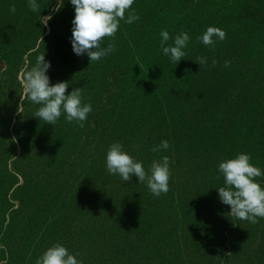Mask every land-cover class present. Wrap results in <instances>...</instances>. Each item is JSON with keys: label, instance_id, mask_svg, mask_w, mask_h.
<instances>
[{"label": "rangeland", "instance_id": "rangeland-1", "mask_svg": "<svg viewBox=\"0 0 264 264\" xmlns=\"http://www.w3.org/2000/svg\"><path fill=\"white\" fill-rule=\"evenodd\" d=\"M37 3L0 0V264H36L57 243L83 264H264V218L230 217L218 193L222 162L249 154L264 171V0H135L139 19L121 20L101 45L115 50L93 62L73 51L70 0ZM208 27L227 33L214 50L198 41ZM165 30V46L190 36L179 63ZM41 54L50 83L91 104L83 128L34 117L23 83ZM117 142L146 171L169 157L166 195L107 172Z\"/></svg>", "mask_w": 264, "mask_h": 264}, {"label": "clouds", "instance_id": "clouds-1", "mask_svg": "<svg viewBox=\"0 0 264 264\" xmlns=\"http://www.w3.org/2000/svg\"><path fill=\"white\" fill-rule=\"evenodd\" d=\"M75 8V18L72 21L71 43L76 55L87 54L90 61H99L110 55L115 50V45L109 43L107 47H101L105 38L115 37L120 21L131 24L139 19L132 10L135 0H70ZM64 6V0H58L53 12H59ZM29 8L33 12L40 11L37 0H29ZM10 11L15 13V5L10 6ZM128 12L127 19L125 13ZM52 15L40 18V23L48 27ZM162 39L160 47L165 56L173 63H179L186 55L183 50L188 46L190 36L182 32L174 39V46H165L170 39L168 31L160 33ZM227 38L226 31L218 27H208L206 32L198 37V41L205 46L215 49L217 41ZM43 39V37H42ZM194 62L207 65V57H198ZM218 61L213 59L211 67H216ZM231 62L225 61L224 67H230ZM50 62L41 54L36 58L35 65L25 73L24 92L33 104L40 105L34 113V117L44 121L45 124L55 125L62 113L69 123L76 122L80 128L84 127L88 115L93 111L91 104L82 102V90L74 88L70 94H66L69 88L68 82L50 83L47 75ZM169 142L164 140L153 147L154 152L167 150ZM251 155L239 154L234 159H229L219 164V172L224 177V186L218 188L219 198L225 205L230 206V217L258 223V218H264V187L257 182V178L264 177V171L251 163ZM107 172L111 175H119L125 182L132 177L138 178L139 183L146 184L155 197L167 194L170 190L169 181L172 176L170 160L163 156L160 160H154L146 171L142 162L124 151L121 143H113L106 155ZM231 254V253H229ZM36 264H83L76 255L60 244H54L37 259Z\"/></svg>", "mask_w": 264, "mask_h": 264}]
</instances>
